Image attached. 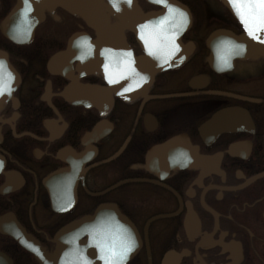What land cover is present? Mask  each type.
Returning <instances> with one entry per match:
<instances>
[{"label": "flooded vegetation", "instance_id": "1", "mask_svg": "<svg viewBox=\"0 0 264 264\" xmlns=\"http://www.w3.org/2000/svg\"><path fill=\"white\" fill-rule=\"evenodd\" d=\"M173 1L192 51L149 78L165 3L131 0L148 18L124 23L128 0H105L121 30L98 35L52 0L18 39L25 0H0V264H106L101 207L136 237L118 264H264V55L218 69L211 35L241 26L220 0Z\"/></svg>", "mask_w": 264, "mask_h": 264}, {"label": "bare ground", "instance_id": "2", "mask_svg": "<svg viewBox=\"0 0 264 264\" xmlns=\"http://www.w3.org/2000/svg\"><path fill=\"white\" fill-rule=\"evenodd\" d=\"M71 3H77L76 5L79 6L80 9L81 6L84 7L87 3L89 5V7L92 9L93 13H92V18L94 23V32L98 35H109V34H113V33H117L118 31L121 30V28L115 26L114 24H118V20L115 22V16H112L111 12H109L106 7H105V0H68ZM154 2H157V0H153ZM223 3V0H220ZM157 3H161V2H157ZM117 7H114L116 10L115 14L121 16L122 14L118 11V9L121 7H123V5H126L125 3H118L116 2ZM136 6L138 8H140L137 4ZM135 5L129 3V8L126 10V14H124V19L123 21H125L124 23H129L131 21L133 12H131V10L133 11L134 8H137ZM185 7V6H184ZM225 8L227 9V11L230 13V15L232 17H234L236 19V21L239 23V25L242 28V32L240 34H235L231 31H227L224 30L227 34V43L229 45L228 47V51L223 52V54H218V52H216V56L215 59L217 60L218 63V69H228L229 67H231L233 59L234 58H248V57H257L258 55H264V54H254L251 56H248L247 53H245V47L246 45L243 44L244 46L242 48L240 47H235L233 49H231V47L234 45L232 44V38L233 39H240L241 35L244 34L246 32V28L244 27V25L239 21V19L234 15V13L231 11V9L229 8L228 5H225ZM140 13L145 14L142 9H139ZM216 11V10H214ZM159 14H161L163 17H171L170 20L171 22L175 23L176 20H178V16L174 13H169V10H158L155 11ZM218 12V9L217 11ZM150 13H154V12H150ZM147 13V14H150ZM184 13L186 14V17L189 18V22H187L186 24H184L182 27H180L179 29H177L176 26H174L173 24L169 25L167 28H165L163 31H158L157 33H153L155 41L152 42L151 44H149L146 48V50L148 51V54L151 55V58L153 59V64L148 66V74L151 72L152 70V66L155 67V72L157 73L160 70L167 68V67H171L175 64H177L179 61H182L180 59H182V55H185L186 52H191L192 48L191 46L188 45H184V44H178V50H174L173 49V45H168V42L172 43L171 41V37L173 35H175V45H176V32H181L180 35L182 33H184V31L186 29H188V27L191 24V14L188 10L187 7H185ZM83 17V16H82ZM115 22V23H114ZM122 23H120L121 25ZM223 32V31H222ZM119 33V32H118ZM142 31L140 30L138 32V34H141ZM179 35V37H180ZM181 42V41H180ZM179 42V43H180ZM248 47V46H247ZM221 50H223L221 48ZM245 54V55H244ZM166 56L170 57L169 63L165 66L164 64H162L163 62H165ZM245 56V57H244ZM175 59V60H173ZM165 66V67H164ZM8 73V72H7ZM154 75V74H153ZM108 214L109 217L104 218L102 217L101 220H105L102 222H94V223H89L90 227V232L92 233V235H96L98 234L100 231L105 232V238L103 240V243L105 244V246L107 248H114V247H120L122 246L124 243H126V241H129L130 238L132 237L133 240L136 241V237L134 232H131V226L129 225L128 222H126V220L120 216L119 214H117L115 217L113 215H110V212L115 211V208H109L108 210ZM96 228L94 230V227ZM100 227V230L97 231V228ZM111 232V237L109 236V233ZM126 235V236H125ZM125 236V238H121ZM90 249L93 251L94 256L96 255L98 251L97 247L95 246H89ZM133 253L136 252V248H133ZM104 252V251H101ZM106 252V251H105ZM108 253V252H106ZM100 252L98 253L99 258H100ZM108 255L106 254V257ZM91 259L93 258V256L90 257ZM94 262H97V257L95 256Z\"/></svg>", "mask_w": 264, "mask_h": 264}, {"label": "water", "instance_id": "3", "mask_svg": "<svg viewBox=\"0 0 264 264\" xmlns=\"http://www.w3.org/2000/svg\"><path fill=\"white\" fill-rule=\"evenodd\" d=\"M51 1L52 0H31V2H32L31 4L32 5H30V7H31L30 11H26L24 8L17 9V11L12 13L11 16L9 17V21H8L9 23H6L8 25V27L10 28L11 33L14 36L18 37V39L23 37V35H25V34L28 35L30 33L31 29H33L35 23L37 21H40L43 18V6L49 4ZM60 1H61L60 3L63 5V7H65L67 10H69L73 14H78L80 16H83V18L86 20V22H88L89 25L94 28L93 24H95V23H94L93 18H92L93 11L90 8L91 6L89 7L88 3L84 7L81 6L82 9H80L79 6L76 5L77 3H71L68 0H60ZM238 2H239V4L242 5V4L246 3L247 0H238ZM166 3H167V5L171 6L173 9H176V2L175 1L166 0ZM223 3L225 5L229 6L231 11L234 13V15L239 19V21L245 27L244 22L241 20L240 10L238 9V7L234 6L233 3L231 2V0H223ZM106 7L109 10H114L115 9L114 7H113L114 9L111 8V5H110V7L109 6H106ZM179 8H180L179 11L184 13L185 7L180 4ZM166 9L169 10L168 7H166ZM119 12L122 14V17H124V14H126V8H123V9L121 8V11H119ZM131 12H133V15H132V18H131L132 20H134L136 18H141V17H143V19H147L148 18V15H144L143 13H140L138 8H134L133 11L131 10ZM160 15L161 14H159L158 16H160ZM13 22H15L14 25L11 24ZM180 33L181 32H176V45H178L179 42H180V39H179ZM226 34H227L226 32L216 31V32H214L211 35L210 38L215 39L219 35H226ZM231 40H232L231 41L232 44H234L231 47V49H233V48H235L237 46H242L243 47L244 46L243 44H245L246 45V47L244 46L245 47V53H247L248 56H251V55H254V54H264V29H261L259 32H257L256 36H250L248 34V30L246 28V32L241 35L240 39L236 40V39L232 38ZM168 45L172 46L173 44L168 42ZM227 46H229L228 43H227ZM145 59L149 62V65L153 64L152 61H153L154 58H151V55H149V54L146 55ZM166 59H168V60H165V62L162 63L165 66L169 63L170 57L166 56ZM173 60H175V59H173ZM155 71H156L155 67L152 66V70L148 74V77L150 78L151 76H153ZM169 144H167V145H169L168 147H164L166 150L173 146V144H171V143H169ZM174 163H176V161H174ZM108 209L109 208H107V207H101L99 210H97L96 214H98L99 211H106ZM92 219L93 218L86 219V220L84 219V220L80 221L79 224L81 226H83L84 224H86L88 222V220H92ZM99 233L102 234V238L106 234L103 231H100ZM92 243H93V240H92ZM95 243H96V241H95ZM99 249H101V246L99 247ZM102 249L103 250L105 249L106 251H108V249H107V247L105 245H102ZM132 252H134V251H132Z\"/></svg>", "mask_w": 264, "mask_h": 264}, {"label": "snow or ice", "instance_id": "4", "mask_svg": "<svg viewBox=\"0 0 264 264\" xmlns=\"http://www.w3.org/2000/svg\"><path fill=\"white\" fill-rule=\"evenodd\" d=\"M157 2L165 3L166 6L169 8V13H174L178 16L177 24L175 25L177 29L182 27L184 24L187 23L186 14L180 12L177 9H173L171 6L167 5L166 0H157ZM234 6L238 7L240 10L241 20L244 22L245 27L248 30V34L250 36H256L257 32L261 29H264V0H247L244 4H239L238 0H231ZM128 3H131V0H128ZM26 11H30V4L29 0H25ZM114 7H117V4L114 2ZM246 10V11H245ZM171 17H165L163 20L159 21L160 24H163L165 20L170 19ZM147 27V26H144ZM171 41L173 44V49L178 50V45H175V35L171 37ZM81 46L87 45V39H83L78 42ZM241 47L242 46H237ZM127 55H131L128 53ZM3 64L0 62V67ZM143 80V78H141ZM3 94V90H0V95ZM133 243L131 240L127 241L123 244L118 251H109V255L105 258L106 264H118V262L123 261L128 253L132 250Z\"/></svg>", "mask_w": 264, "mask_h": 264}]
</instances>
